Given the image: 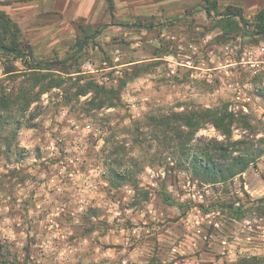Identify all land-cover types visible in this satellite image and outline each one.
Segmentation results:
<instances>
[{
	"label": "rangeland",
	"instance_id": "374dc122",
	"mask_svg": "<svg viewBox=\"0 0 264 264\" xmlns=\"http://www.w3.org/2000/svg\"><path fill=\"white\" fill-rule=\"evenodd\" d=\"M3 1L33 56L64 63L42 71L45 82L62 83L42 92L39 75L0 51L8 264H232L264 255V32L253 27L264 0H247L239 27L207 16L201 0H113V14L106 0ZM86 82L113 105L100 93L91 100V90L78 95ZM28 91L38 99L23 109ZM224 107L228 139L239 142L231 147L263 152L209 183L187 153L227 135L205 123L189 140L177 113Z\"/></svg>",
	"mask_w": 264,
	"mask_h": 264
},
{
	"label": "trees",
	"instance_id": "16d2710c",
	"mask_svg": "<svg viewBox=\"0 0 264 264\" xmlns=\"http://www.w3.org/2000/svg\"><path fill=\"white\" fill-rule=\"evenodd\" d=\"M107 6L110 14H113L114 4L113 0H106ZM202 7L207 16L211 15L221 16L227 26L234 23L237 27L242 26L245 23V18L241 8L232 7L226 5L220 7L217 0H201ZM4 4L3 0H0V6ZM231 18L235 19L231 22ZM230 21V22H229ZM254 25L257 33L264 32V8L260 9L254 16ZM79 49H82V40L79 41ZM26 48V50H25ZM0 51H6L19 58L22 63H26V68L29 70L30 74L39 75L34 77L35 84H39L41 91H47L51 87H60L61 81L54 84L45 82L47 74H42V71L48 72L51 69L59 70L63 61L56 60L53 62L43 63L40 59H36L29 46H24L23 37L21 30L17 23L2 9H0ZM59 67V68H58ZM11 70H8V72ZM125 82H121L119 87H123ZM79 94H85L91 90L94 94L91 100H95L96 95L100 93L102 96H106L108 99L107 106H112L113 102L110 100L109 95L106 94L105 90L96 83L86 82V84L78 85ZM113 95H117L116 90H110ZM259 96L264 98V88L258 90ZM36 96H31V92L21 99H26L24 102V107L27 104L32 103L37 100ZM112 95V96H113ZM6 95L1 94L0 96V109L3 110L7 107V102L3 99ZM31 96V97H30ZM28 97V98H27ZM104 102H98L95 104L99 108ZM179 119L183 120L184 125L189 128L188 139H195L196 131L202 127L205 123H211L215 128L220 130L223 134L227 135V138L222 141L214 140L209 143V145L202 144L201 147L195 149L191 154L187 153V158L192 166L193 172L198 176H201L205 181L209 183H216L220 181H225L229 178L234 177L237 174L243 172L250 162H252L256 157L260 156L263 150L253 153L251 145H246L243 142L241 150H236L231 146L238 145V141H231L230 138V123H232V114L227 112V108H205L199 110H184L177 113ZM2 119V114H0V120ZM198 140V139H197ZM230 148V152H229ZM232 149V150H231ZM239 151V154H232L234 151ZM233 151V152H232ZM8 257L2 251V245L0 244V264H8ZM232 264H264L263 256H251V257H240Z\"/></svg>",
	"mask_w": 264,
	"mask_h": 264
},
{
	"label": "crops",
	"instance_id": "0c3cea01",
	"mask_svg": "<svg viewBox=\"0 0 264 264\" xmlns=\"http://www.w3.org/2000/svg\"><path fill=\"white\" fill-rule=\"evenodd\" d=\"M218 1V4L220 5L221 3L225 4V5H235L236 7L238 8H241L242 9V12H243V15H244V10L243 9H246L248 4H250L249 2H247V0H217ZM259 1H262L263 0H259ZM246 6V8H245Z\"/></svg>",
	"mask_w": 264,
	"mask_h": 264
}]
</instances>
